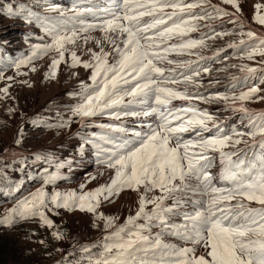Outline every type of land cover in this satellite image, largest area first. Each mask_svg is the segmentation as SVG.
I'll use <instances>...</instances> for the list:
<instances>
[{
  "label": "snow or ice",
  "instance_id": "obj_1",
  "mask_svg": "<svg viewBox=\"0 0 264 264\" xmlns=\"http://www.w3.org/2000/svg\"><path fill=\"white\" fill-rule=\"evenodd\" d=\"M223 2L233 5L236 13L211 5L210 0H196L193 3H185V0H112L110 7L97 8L95 11L93 8H74L71 16L50 5V11H60L58 18L39 17L28 12V18L42 19L44 31L51 37V42L34 45L32 55L15 64L18 70L21 65L30 64L41 55L55 53L47 74L55 78L58 66L65 61L66 52L70 53L73 67L82 64L85 68L93 69L92 84L83 85L82 102L73 108V116L85 120L107 113L119 119L121 116H147L156 113L160 122L156 127L150 126L146 133L133 132L134 139L112 135L127 134L128 129L124 127L101 125L108 131L104 134L92 133L90 138L85 139V143L92 144L97 149V156L101 157L98 163L114 170L110 183L79 193L70 191L49 194L42 186L16 207L9 209L0 218V224H11L16 218L38 216L45 225L52 227L53 221L45 211L50 202L56 208H78L96 213L98 218L105 220V227H112L115 218L105 217L103 212H97L101 200H110L124 189H132L141 193L138 211L134 216H129L126 223L120 225L114 233L105 237L113 242L104 244L103 251L96 258L89 256V264H264V113L258 119L250 118L249 121L251 130L247 135L253 140L252 146L258 143L260 148V152L253 153L251 157L244 149H236L241 143L247 145V141L243 139L245 133L235 130L232 135H227L220 134L218 129L215 136L182 141V134L190 129L198 137L201 131H209L208 122L215 118L207 110L200 111L195 106L169 107L176 99L190 101L203 98L199 94L191 95L187 87L179 90L168 86L183 82L185 85L195 84L198 87L194 77L199 76L200 72L190 69L193 74H181V81L173 75L175 68L160 66L162 61L176 63L168 59L171 52L188 51L190 55H198L191 50L206 46L203 39L184 40L188 33L196 30L199 21L214 18L211 12L199 15L193 11L202 4H209L212 11L220 16H235L239 19V0ZM255 7L257 11L254 19L264 25V13L261 12L264 4H257ZM85 13L92 16L102 13L108 18L98 23H85L80 19ZM9 14L20 15L21 12H12L10 9ZM145 17L148 19L145 20ZM68 21L78 22L79 28L75 23L69 26ZM97 28L104 32V39L115 46L114 50L119 57L115 63L109 64V53L104 52L103 48L100 52L89 49L93 59L86 61L81 60L76 50L70 47L78 40L87 43L90 37L82 34ZM110 33L116 34V37L109 35ZM246 36L248 41H240L248 49L246 57L252 59L256 54L264 57V35L258 36L255 32L248 31ZM119 37H123V47L116 43V38ZM173 37L182 42L167 45L166 42ZM161 43L165 44L162 49ZM229 47L238 45L229 44ZM191 63L181 62L178 67L189 69ZM261 63L264 64V61ZM242 68L250 74L257 71L247 65ZM31 70L36 69L33 67ZM203 70L209 71L208 68ZM166 71L169 73L167 77ZM161 78L164 80L161 81ZM260 83H264V80ZM8 87L10 85L0 89V93L7 95ZM261 91L258 85L252 86L247 91H241L238 96L233 93L231 99L247 101ZM125 97L131 99L126 102ZM216 98L229 99L222 93H218ZM259 98L264 99V96ZM149 99H154L155 102L150 111L115 110L121 105L128 107L137 103L144 104ZM239 110L249 112L243 103ZM71 120L72 117H69L58 126H67ZM173 121L177 123L173 125ZM257 135L261 137L259 141L255 140ZM229 148L235 150L225 151ZM209 150L220 153L224 167L219 179L229 183L230 187H217L213 184L214 177L209 171L212 166V158L207 154ZM42 159L45 157L36 156V160ZM47 162L52 163L51 160ZM64 167L65 162H57L55 171L44 169L45 184H53L60 179V169ZM84 187L85 185H81V189ZM156 189L161 194L150 197L148 194ZM186 191L200 193L206 199L196 202L198 210L194 213H182L183 224H172L168 217L174 208L165 206L164 202ZM180 203L181 200L177 198L175 204ZM149 204L153 205L151 211L147 210ZM141 218L145 223H137ZM153 226L161 228L155 236L151 233ZM164 233L178 236L192 246L178 247L165 243L161 239ZM54 235L58 239L63 238L59 232ZM197 246L204 248L203 254L197 255ZM91 247L94 245L84 246L82 251L90 252Z\"/></svg>",
  "mask_w": 264,
  "mask_h": 264
},
{
  "label": "rangeland",
  "instance_id": "obj_2",
  "mask_svg": "<svg viewBox=\"0 0 264 264\" xmlns=\"http://www.w3.org/2000/svg\"><path fill=\"white\" fill-rule=\"evenodd\" d=\"M193 2L196 0H185V3ZM210 4L236 13L235 7L224 3L223 0H210ZM257 4H264V0H239V19L235 16H220L212 11L209 4H202L193 11L199 15L211 12L214 18L199 21L196 30L188 33L184 40L203 39L206 46L191 50L198 55H190L188 51L169 53L168 59L175 61L174 64L160 62V66L166 69L175 68L173 75L181 81L183 75L193 74L191 70L200 72L199 76L194 77L198 87L195 84L185 85L183 82L168 86L177 87L179 90L187 87L191 95L199 94L203 98L190 101L176 99L169 107L195 106L200 111L207 110L215 118L214 121L208 122L209 131H201L198 137L195 131L190 129L182 134V141L215 136L218 129L220 134L227 135H232L235 130L245 133L243 139L247 141V145L241 143L236 149H244L249 157L260 152L258 143L253 147V140L247 133L251 130L250 118L258 119L259 115L264 113V99L259 98L264 96V83H260L264 80V64L261 63L264 57L256 54L252 59H248L245 55L248 50L246 45L240 44L241 40L248 41V31H253L258 36L264 35V25L254 19ZM50 5L71 16V10L74 8H93L95 11L97 8L110 7L112 0H0V77H3L0 79V89L10 85L7 95L0 93V218L42 186L49 194L70 191L79 193L110 183L115 174L114 170L98 163L101 157L97 156V149L92 144L85 143V139L90 138L92 133L104 134L108 131L107 128L100 127L101 125L124 127L128 129L127 134L112 135L134 139L133 132L146 133L150 126L156 127L160 122L156 113L147 116H121L119 119L107 113L85 120L73 116V108L82 102L83 85L92 84L93 69L85 68L82 64L73 67L70 53H65V61L58 66L55 78L47 76L55 53L41 55L30 64L21 65L19 70L15 67L20 60L32 55L34 45L51 42V37L44 31L42 19L27 17L28 12L39 17H60V11L49 10ZM10 9L12 12L20 11L21 14H9ZM261 12L264 13V9H261ZM106 18L108 17L102 13L97 16L85 13L80 17L85 23H98ZM147 19L145 17V20ZM73 23L79 28L78 22L68 21L69 26ZM217 33L229 34L219 36ZM82 35L90 37L87 43L78 40L75 45L70 46L76 50L81 60L92 61L89 49L100 52L101 48L109 53V64L119 59L114 50L115 46L104 39L101 29L90 30ZM109 35L116 37L114 33ZM122 40L123 37L116 38V43L121 47ZM97 41L101 43L98 44ZM180 42L182 41L173 37L166 43L170 46ZM229 44H236L238 47H229ZM164 46L165 44L161 43L160 49ZM186 61L192 62L189 69L178 67V64ZM243 65L256 68L257 71L250 74L243 70ZM33 67L35 71L31 70ZM204 68L209 71L205 72ZM167 76L169 73L166 71L165 77ZM8 77L13 79L9 80ZM163 80L164 78H161V81ZM256 85L262 91L252 99L243 102L231 99L233 93L238 96L241 91H247L249 87ZM162 86L165 85L162 83ZM218 93L227 95L229 99L216 98ZM129 99L131 98L125 97L126 102ZM241 103L249 110L248 113L239 110ZM151 106H155L154 99L128 107L121 105L115 110L145 112L150 111ZM69 117H72L70 124L58 126ZM176 123L173 121V125ZM260 139L259 135L255 138L256 141ZM17 140L20 142L16 143ZM229 150L235 149H225ZM207 154L212 158L209 171L214 177L213 184L217 187H230L229 183L219 179L224 167L220 153L209 150ZM37 155L45 159L36 160ZM48 160L52 163H48ZM57 162H65V167L60 169L61 178L53 184H45L44 169L55 171ZM91 176L96 178L90 179ZM81 185L85 187L81 189ZM140 194L132 189H124L110 200H101L97 212H103L105 217H114L112 227H105V220L98 218L96 213L81 211L78 208H56L50 202L45 211L53 221L52 227L45 225L38 216L16 218L11 224H0V264H89V256L96 258L103 251L104 244L113 242L105 237L125 224L129 216L136 214ZM160 194L159 189H156L148 195L151 197ZM177 198L181 200L179 205L175 204ZM202 199L206 197H202L200 193L186 191L165 200V206L174 208L169 214V222L183 224L182 213H194L198 210L196 202ZM152 208L151 204L147 206L149 211ZM137 223L143 224L145 221L141 218ZM160 231L159 226H153L151 229L153 236ZM56 232L61 233L63 238L58 239L54 235ZM161 239L178 247L192 246L178 236L167 233L162 234ZM92 245L94 247H91L90 252L82 251L84 246ZM204 251V248L197 246V255L203 254Z\"/></svg>",
  "mask_w": 264,
  "mask_h": 264
}]
</instances>
